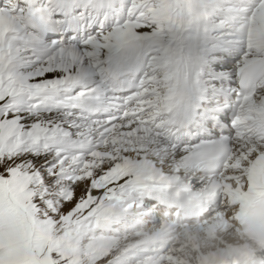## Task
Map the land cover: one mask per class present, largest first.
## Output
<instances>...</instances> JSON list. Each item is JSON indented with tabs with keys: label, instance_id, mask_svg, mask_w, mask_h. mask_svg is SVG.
<instances>
[{
	"label": "snow or ice",
	"instance_id": "snow-or-ice-1",
	"mask_svg": "<svg viewBox=\"0 0 264 264\" xmlns=\"http://www.w3.org/2000/svg\"><path fill=\"white\" fill-rule=\"evenodd\" d=\"M0 264H264V0H0Z\"/></svg>",
	"mask_w": 264,
	"mask_h": 264
}]
</instances>
